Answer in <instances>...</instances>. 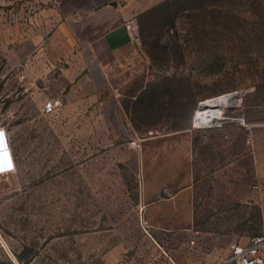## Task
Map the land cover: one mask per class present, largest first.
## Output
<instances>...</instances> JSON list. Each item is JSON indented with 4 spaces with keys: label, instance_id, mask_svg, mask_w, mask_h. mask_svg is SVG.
Listing matches in <instances>:
<instances>
[{
    "label": "rangeland",
    "instance_id": "1",
    "mask_svg": "<svg viewBox=\"0 0 264 264\" xmlns=\"http://www.w3.org/2000/svg\"><path fill=\"white\" fill-rule=\"evenodd\" d=\"M86 1L0 0V264H229L264 226V0H99L130 5L137 45L106 66ZM184 188L162 214L189 224L150 227Z\"/></svg>",
    "mask_w": 264,
    "mask_h": 264
},
{
    "label": "crops",
    "instance_id": "2",
    "mask_svg": "<svg viewBox=\"0 0 264 264\" xmlns=\"http://www.w3.org/2000/svg\"><path fill=\"white\" fill-rule=\"evenodd\" d=\"M98 2L99 0H87L85 4L79 6L74 24L81 42L88 44L90 50L94 53V62L96 61L99 66H106L109 61L105 60V55L109 57L110 61H115L126 58L136 50L134 32L127 27V24L134 25L133 12L130 5L115 6L109 2L102 4ZM3 162L7 165L10 164L9 159L6 158ZM171 182V178H164L159 187L148 194L153 197L158 190ZM188 194V189L184 188L170 199L158 200L149 204V226L188 225L191 219L189 214L183 216L179 211L174 212L173 216L170 217L162 214L164 209L173 208L172 203L186 199Z\"/></svg>",
    "mask_w": 264,
    "mask_h": 264
},
{
    "label": "built area",
    "instance_id": "3",
    "mask_svg": "<svg viewBox=\"0 0 264 264\" xmlns=\"http://www.w3.org/2000/svg\"><path fill=\"white\" fill-rule=\"evenodd\" d=\"M127 27L133 30V37L136 40L134 25L127 24ZM56 105L57 102L54 99L49 100L44 105L45 112H55ZM227 262L229 264H264V226L261 233L251 236L245 243L235 244Z\"/></svg>",
    "mask_w": 264,
    "mask_h": 264
},
{
    "label": "bare ground",
    "instance_id": "4",
    "mask_svg": "<svg viewBox=\"0 0 264 264\" xmlns=\"http://www.w3.org/2000/svg\"><path fill=\"white\" fill-rule=\"evenodd\" d=\"M235 98L236 95L232 94L203 102L196 114V121L203 126L212 124L213 121L221 117V109L230 106L235 101Z\"/></svg>",
    "mask_w": 264,
    "mask_h": 264
},
{
    "label": "clouds",
    "instance_id": "5",
    "mask_svg": "<svg viewBox=\"0 0 264 264\" xmlns=\"http://www.w3.org/2000/svg\"><path fill=\"white\" fill-rule=\"evenodd\" d=\"M2 157V162L3 160L6 158V159H9L10 161V164H8L9 166H7V169H2L0 170V175L2 174H5V173H8V172H11L12 170H14V167H15V160H14V155L11 151L10 148H7L1 155L0 153V158Z\"/></svg>",
    "mask_w": 264,
    "mask_h": 264
},
{
    "label": "water",
    "instance_id": "6",
    "mask_svg": "<svg viewBox=\"0 0 264 264\" xmlns=\"http://www.w3.org/2000/svg\"><path fill=\"white\" fill-rule=\"evenodd\" d=\"M235 95H238V93H235ZM215 118H217V117H215Z\"/></svg>",
    "mask_w": 264,
    "mask_h": 264
},
{
    "label": "snow or ice",
    "instance_id": "7",
    "mask_svg": "<svg viewBox=\"0 0 264 264\" xmlns=\"http://www.w3.org/2000/svg\"><path fill=\"white\" fill-rule=\"evenodd\" d=\"M0 135H2V134H0ZM0 170H2V168H0Z\"/></svg>",
    "mask_w": 264,
    "mask_h": 264
}]
</instances>
